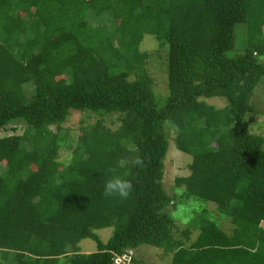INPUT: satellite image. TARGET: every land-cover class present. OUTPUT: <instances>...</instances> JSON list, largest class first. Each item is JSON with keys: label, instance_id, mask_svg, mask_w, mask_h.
Wrapping results in <instances>:
<instances>
[{"label": "trees", "instance_id": "obj_1", "mask_svg": "<svg viewBox=\"0 0 264 264\" xmlns=\"http://www.w3.org/2000/svg\"><path fill=\"white\" fill-rule=\"evenodd\" d=\"M146 34L165 49L166 93ZM263 81L264 0H0V132L14 131L0 136V264H125L143 244L171 264H264V133L249 118ZM73 110L86 113L78 128ZM169 125L193 157L179 197L164 186ZM137 155L147 167L118 166ZM111 167L129 173L128 199L103 195ZM192 197L215 202L231 231L204 211L195 239L179 229L168 209Z\"/></svg>", "mask_w": 264, "mask_h": 264}, {"label": "rangeland", "instance_id": "obj_2", "mask_svg": "<svg viewBox=\"0 0 264 264\" xmlns=\"http://www.w3.org/2000/svg\"><path fill=\"white\" fill-rule=\"evenodd\" d=\"M91 22L96 24L97 19L92 17ZM246 28L243 23L236 25V50L235 53L239 52L244 48L246 41ZM245 41V42H244ZM158 43L155 37L151 34H146L141 42V49L148 50L152 52L151 59L148 64V72L151 75L155 86L157 87V92L166 93V86L168 80L167 72V56L165 49H159ZM159 49V50H158ZM166 56V57H165ZM27 88L31 89L33 87L32 83L26 85ZM210 104L216 107H223L227 104V100L222 97H213L206 99ZM253 104L257 107V112L250 113V120L252 122L251 128L253 132L264 133V81L257 87L255 95L253 97ZM86 117L85 112H79L76 110L71 111L69 118V125L73 128H78L82 123V120ZM96 117L92 116L86 118L85 123L94 122ZM117 115L106 116L105 123L111 127H116L119 123L117 122ZM17 133H22L24 127L17 126ZM55 129V126H52ZM168 133L170 136V144L168 148V153L165 159V176H164V186L166 190L171 194H176L177 197L180 195V191L174 188L175 178L178 175H187L189 170V164L192 161V155L179 150L174 142L176 136V129L174 126H168ZM77 131V129H76ZM13 130L4 129L0 132V136L9 135ZM63 157L65 158L68 154L67 151H63ZM169 212L176 220L179 229L190 228L192 230V240L198 236L199 229L196 228L194 219L197 218L198 214L202 211L207 212L208 215L219 221V224L227 231H231V224L228 222L229 219L224 215L217 212L216 203L213 201H208L204 199H199L196 197L188 198L183 201H177L175 205L169 207ZM264 227V223L262 224ZM114 231V227H106L102 229H97L96 232L99 234L103 241H107ZM190 242V241H189ZM80 246L84 251H94L97 249L96 242L91 238H85L80 242ZM131 253L136 261L130 262L129 260H123L125 264H171L172 252L166 251L164 248L157 247L150 244L140 245L138 248L131 250ZM2 260L0 259V263Z\"/></svg>", "mask_w": 264, "mask_h": 264}, {"label": "clouds", "instance_id": "obj_3", "mask_svg": "<svg viewBox=\"0 0 264 264\" xmlns=\"http://www.w3.org/2000/svg\"><path fill=\"white\" fill-rule=\"evenodd\" d=\"M128 163H130L132 167L140 169L147 167L145 158L138 155L135 156L130 162L123 160L120 161L118 166H126ZM108 172L111 173V176L104 183L103 195L106 198L116 197L121 200L128 199L134 189V185L131 180L125 178L127 175H129V173L125 172L123 175H121L118 173L117 167L109 168Z\"/></svg>", "mask_w": 264, "mask_h": 264}, {"label": "built area", "instance_id": "obj_4", "mask_svg": "<svg viewBox=\"0 0 264 264\" xmlns=\"http://www.w3.org/2000/svg\"><path fill=\"white\" fill-rule=\"evenodd\" d=\"M129 260L130 259V256L129 255H124L120 260L123 261V260Z\"/></svg>", "mask_w": 264, "mask_h": 264}]
</instances>
